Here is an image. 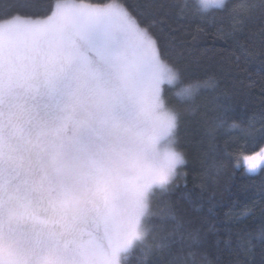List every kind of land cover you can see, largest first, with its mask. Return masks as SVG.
I'll return each mask as SVG.
<instances>
[{
  "label": "snow or ice",
  "instance_id": "6c2138e0",
  "mask_svg": "<svg viewBox=\"0 0 264 264\" xmlns=\"http://www.w3.org/2000/svg\"><path fill=\"white\" fill-rule=\"evenodd\" d=\"M39 2L0 0V264H129L135 251L137 264H189L184 249L201 237L159 199L186 163L174 147L182 110L168 104L163 86H178L175 95L194 111L198 89L214 90L216 80L181 84L152 25L124 0H50L47 12L21 10ZM146 8L210 25L227 19V32L217 30L228 36L264 17V0ZM260 90L259 108L239 123L229 124V105L218 103L209 137L225 126L264 136V84ZM244 160L255 173L264 149ZM254 241L264 245V224L243 233L241 250Z\"/></svg>",
  "mask_w": 264,
  "mask_h": 264
},
{
  "label": "trees",
  "instance_id": "16d2710c",
  "mask_svg": "<svg viewBox=\"0 0 264 264\" xmlns=\"http://www.w3.org/2000/svg\"><path fill=\"white\" fill-rule=\"evenodd\" d=\"M50 0H40L22 11L47 12ZM104 3L106 0H86ZM164 0H124V3L159 38L164 58L179 71L181 84H194L212 77L214 90L200 88L196 108L187 111L188 102L176 96L178 86L164 85L169 105L182 110L176 137V150L185 156V165L172 189L160 197L169 202L188 232H197L200 242L184 249L189 264H264V245L253 242L251 251L240 248L245 232H257L264 224V167L249 174L242 166L244 157L264 149V136L259 131L231 129L216 131L214 139L207 134V124L221 109L228 123L239 121L260 106V85L264 84V17L251 19L244 31L233 36L221 35L218 27L228 30L229 21L210 25L198 19L176 18L165 9H148V4ZM201 31H197V29ZM195 36V39H193ZM243 46L257 54L249 56ZM250 81L256 87L249 88ZM217 97L220 101H217ZM256 129L260 124H256ZM157 204L154 203L155 210ZM211 208V211H209ZM154 223H159L153 217ZM191 251L193 256L188 257ZM138 251L129 264H137Z\"/></svg>",
  "mask_w": 264,
  "mask_h": 264
},
{
  "label": "rangeland",
  "instance_id": "374dc122",
  "mask_svg": "<svg viewBox=\"0 0 264 264\" xmlns=\"http://www.w3.org/2000/svg\"><path fill=\"white\" fill-rule=\"evenodd\" d=\"M164 87V86H163ZM175 147V146H174ZM242 166H243V168L245 169V170H247V168H246V164H245V160H243V162H242ZM264 167V165H262L261 166V168H263ZM261 168H259L255 173H249L248 171V173L249 174H256V173H258L260 170H261Z\"/></svg>",
  "mask_w": 264,
  "mask_h": 264
}]
</instances>
